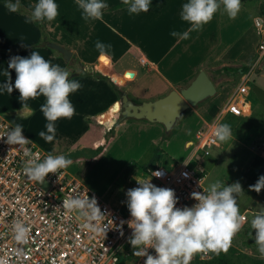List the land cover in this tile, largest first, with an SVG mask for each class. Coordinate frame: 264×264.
Wrapping results in <instances>:
<instances>
[{
  "label": "crops",
  "instance_id": "obj_1",
  "mask_svg": "<svg viewBox=\"0 0 264 264\" xmlns=\"http://www.w3.org/2000/svg\"><path fill=\"white\" fill-rule=\"evenodd\" d=\"M36 2L20 0L18 11L10 12L4 0H0V69L7 67L11 56L27 57L36 49L45 59L66 68L72 74L70 79L75 78L81 83L82 87L70 96L76 110L74 115L70 119L63 118V139L67 141L70 139L67 138L69 126L73 127L71 131L78 127L73 122L75 119L105 118L119 104L118 112L121 113L120 100L124 93L136 103L151 101L149 97H163L173 89H178L175 87L178 79L193 78L202 70L207 72L206 65L209 62L222 61V65L226 66L250 67L257 57L259 38L249 43L257 33L255 25L253 28L240 22L241 16L231 21L232 18L228 17L222 5L202 30L192 31L187 39H179L173 37L171 32L182 33L189 27L180 17L182 5L187 0H152L149 11L139 14H129L122 0H106L108 7L103 10V17L95 20L83 18L76 0H56L58 15L52 21L39 22L42 28L36 22H26ZM232 26L236 31L231 30ZM44 31L46 41H43ZM98 40L111 45L107 50V63L98 59L99 51L95 48ZM49 43H57L71 50V60H75L79 67H88L90 71L81 75L77 66V69L70 68L62 53L50 48ZM10 71L14 84L16 73L15 70ZM97 73L107 78H100ZM0 79L6 77L0 75ZM16 93L19 94L18 89ZM44 101L43 96L30 99L28 104L32 111L25 113L39 111ZM251 107L253 109L252 104ZM207 109L204 107L195 112L204 113ZM144 121L139 122L146 124ZM27 124L30 125L25 122V129L32 134ZM154 124L158 123H148L147 126L161 135L163 127ZM36 136L35 140L40 143L41 138Z\"/></svg>",
  "mask_w": 264,
  "mask_h": 264
},
{
  "label": "clouds",
  "instance_id": "obj_2",
  "mask_svg": "<svg viewBox=\"0 0 264 264\" xmlns=\"http://www.w3.org/2000/svg\"><path fill=\"white\" fill-rule=\"evenodd\" d=\"M122 2L129 14L148 12L152 4V0ZM76 4L85 20L101 19L103 10L108 7L106 0H76ZM4 5L10 12H16L20 8V0H4ZM221 5L229 18H235L240 10L241 0H187L182 5L180 17L189 27L182 33L172 31L171 35L179 39L189 38L192 31L202 30ZM57 15L56 0H37L26 22L52 21ZM95 48L99 51L100 61L108 60L107 50L111 48L110 44L106 45L98 40ZM10 70H15L16 73L14 84ZM0 75L6 77L0 82V94L5 91L11 94L14 88L19 90L20 113L32 111L28 104L30 99L38 96L45 98L40 110L47 121L46 131L41 130L38 135L46 142L55 140L56 121L62 118L70 119L76 111L70 96L82 87L81 83L75 78L70 79L72 74L66 68L45 59L36 49L27 57L11 56L7 67L0 69ZM23 130V125L18 123L2 138L6 137L5 142L9 145L31 142L22 134ZM215 135L221 142L228 141L232 136L231 126L228 123L219 124L215 128ZM72 163V159L64 154H48L43 160L29 157L23 162L22 170L28 179L43 183L49 173H58V170L66 169ZM188 163V160H184L185 165ZM151 172V178L140 180L137 176L134 177L139 186L126 192V204L131 217L127 225L132 230L128 243L132 246L133 255L146 257L144 264H189L193 254L198 251H227L244 219L237 203L238 195L244 192L241 183L236 181L225 184L217 179L202 193L191 194L197 203L181 208L176 206L178 197L173 189L158 187L151 182L153 176L161 177L163 172ZM249 188L258 193L264 189V174ZM62 208L76 210L85 218L83 227L93 232L104 231L106 235L109 225L100 226L99 221L104 213L101 212L94 196L90 198L87 194L83 198H64ZM250 224L251 228L256 230L254 244L260 257L264 258V206ZM13 229L15 239L26 242L28 228L22 223H15ZM150 248L155 249V255L149 253Z\"/></svg>",
  "mask_w": 264,
  "mask_h": 264
},
{
  "label": "rangeland",
  "instance_id": "obj_3",
  "mask_svg": "<svg viewBox=\"0 0 264 264\" xmlns=\"http://www.w3.org/2000/svg\"><path fill=\"white\" fill-rule=\"evenodd\" d=\"M263 9L264 0H241L236 17H243L240 22L254 28L255 20L264 16ZM236 17L231 21H236ZM231 30L236 31V28L232 26ZM43 36V41H46L45 31ZM257 38L259 36L255 33L252 41L248 39L249 43H254ZM256 61L257 57L255 63L250 66L251 70L245 73L242 69L247 66H226L222 65V61L209 62L206 69L216 85V94L184 112L171 132H167L159 123L154 124L163 127L161 135L147 126L152 122L145 120L146 124H140L141 120L124 118L120 116V112H116L113 116L103 118L100 123L92 118L83 121L81 118L75 119L73 122H76L78 127L74 126V131H71L73 127L69 126V141L63 139L62 118L56 122V139L46 142L39 137L42 139L39 143L34 136H39L41 130L46 131L47 121L41 110L33 114L20 113L21 103L15 88L11 94L6 91L0 94V112H3L14 126L18 123L23 125V133L41 146L47 154H64L71 158L73 163L63 171L120 208L127 206L126 192L134 188V177L140 178L144 176L146 169H153L158 165L169 167L171 164H183L194 149L198 130L205 127L206 123H211L229 101L238 97L239 90L246 88L249 92L247 100L251 102L253 109L242 117L226 116L223 123L231 126V138L221 142V146L214 149L213 156L205 160V166L203 163H200V166L207 168L204 183L206 188L217 179L225 184L236 181L241 183L244 192L238 195L237 203L240 214L248 211V222L243 226L240 237L229 245L227 251L222 250L221 258L206 260L200 264H264V258L260 257L254 244L256 230L252 229L250 224L264 206V189L255 194L249 188L255 175L264 174V63L256 67ZM68 65L70 68H76L77 62L71 60ZM77 67L81 75L90 71L86 66ZM196 77L195 75L190 79H178L175 82V87L178 88L176 90L181 91L188 87ZM2 80L0 79V82ZM161 97L152 96L149 99L156 100ZM204 107L210 110L207 109L204 113L195 112ZM115 115L118 117L117 121L114 119ZM25 122L30 124L27 126L33 135L25 129ZM83 128L84 131L81 132ZM72 137L74 139H71ZM257 170L260 172L257 173Z\"/></svg>",
  "mask_w": 264,
  "mask_h": 264
},
{
  "label": "built area",
  "instance_id": "obj_4",
  "mask_svg": "<svg viewBox=\"0 0 264 264\" xmlns=\"http://www.w3.org/2000/svg\"><path fill=\"white\" fill-rule=\"evenodd\" d=\"M255 28L259 35L255 64L258 67L264 63V16L255 20ZM248 94L246 88L240 89L238 97L227 103L221 115L196 133L194 149L187 159L190 163L171 164L169 167L158 165L146 169L144 176L138 179L151 178V171H162L163 175L153 176L151 182L158 187L173 189L178 197L177 207L197 203L191 194L207 189L204 184L207 176L205 160L221 146L215 128L223 123L225 115L242 117L250 112L252 107L247 100ZM13 126L8 117L0 112V264H144L146 257H135L128 243L132 230L127 225L131 218L127 206L119 208L108 202L64 169L49 173L43 183L28 179L22 170L23 162L29 157L43 160L48 154L24 133L31 142L7 144L6 137H2ZM200 163L204 166L201 167ZM137 186L135 179L134 187ZM87 194L96 198L104 213L99 224L101 227L109 225L106 235L104 231L93 232L83 227L85 218L76 210L62 208L64 198H83ZM247 213H241L244 217L241 228L230 245L240 237L248 221ZM15 223H22L28 228L26 242L15 239ZM148 251L156 254L155 249ZM210 257V250H201L194 253L190 261Z\"/></svg>",
  "mask_w": 264,
  "mask_h": 264
},
{
  "label": "water",
  "instance_id": "obj_5",
  "mask_svg": "<svg viewBox=\"0 0 264 264\" xmlns=\"http://www.w3.org/2000/svg\"><path fill=\"white\" fill-rule=\"evenodd\" d=\"M48 46L62 53L67 62L71 60L73 55L71 50L57 43H49ZM216 92V85L208 73L202 70L188 87L181 91L174 89L156 100L136 103L127 94H122L120 116L159 123L167 132H171L184 112L214 96ZM259 172L260 170H257V173Z\"/></svg>",
  "mask_w": 264,
  "mask_h": 264
},
{
  "label": "trees",
  "instance_id": "obj_6",
  "mask_svg": "<svg viewBox=\"0 0 264 264\" xmlns=\"http://www.w3.org/2000/svg\"><path fill=\"white\" fill-rule=\"evenodd\" d=\"M263 15H264V9H263ZM36 24L40 27V28H42V26H41V24L39 23V22H36ZM44 39H45V37H44ZM251 69V67H245V68H243L242 69V72L243 73H245V72H247V71H249ZM97 76L98 77H100V78H107V76L106 75H104V74H102V73H97ZM118 106L117 107H115V108H113V113H115V112H118ZM113 113H111L110 115L111 116H113L114 114ZM109 116V115H108ZM115 117V116H114ZM103 118H101V119H97V118H95V120L98 122V123H100V121L102 120ZM115 120L117 121L118 120V117H115ZM259 176L260 175H255L253 178H252V185L253 184H255L256 182H257V180H258V178H259ZM252 192H254L255 194H259L258 192H256V191H254V190H251ZM211 251V250H210ZM221 256H222V250H220V251H218V252H216V251H211V257L209 258V259H207V260H214V259H217V258H221ZM206 260H195V261H191L192 263H195V264H200V263H203V262H205ZM191 262H189V263H191Z\"/></svg>",
  "mask_w": 264,
  "mask_h": 264
},
{
  "label": "snow or ice",
  "instance_id": "obj_7",
  "mask_svg": "<svg viewBox=\"0 0 264 264\" xmlns=\"http://www.w3.org/2000/svg\"><path fill=\"white\" fill-rule=\"evenodd\" d=\"M105 63H107V60H105Z\"/></svg>",
  "mask_w": 264,
  "mask_h": 264
},
{
  "label": "bare ground",
  "instance_id": "obj_8",
  "mask_svg": "<svg viewBox=\"0 0 264 264\" xmlns=\"http://www.w3.org/2000/svg\"><path fill=\"white\" fill-rule=\"evenodd\" d=\"M241 98V97H240Z\"/></svg>",
  "mask_w": 264,
  "mask_h": 264
}]
</instances>
